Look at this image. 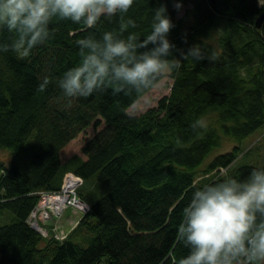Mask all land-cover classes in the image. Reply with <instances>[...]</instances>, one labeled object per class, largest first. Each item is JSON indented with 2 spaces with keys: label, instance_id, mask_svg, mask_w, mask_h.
Instances as JSON below:
<instances>
[{
  "label": "trees",
  "instance_id": "1",
  "mask_svg": "<svg viewBox=\"0 0 264 264\" xmlns=\"http://www.w3.org/2000/svg\"><path fill=\"white\" fill-rule=\"evenodd\" d=\"M177 1L192 5L191 23L176 18ZM161 4L175 25L170 42L182 51L198 44L206 58L180 59L169 73V95L139 116L128 110L163 74L147 90L107 89L71 101L58 88L57 81L80 62L77 41L93 34L83 25L54 19L51 38L29 57L13 50L0 54V150L12 153L10 163L0 161V264H179L187 255L176 238L182 209L196 187L210 182H196L199 169L225 140L233 144L231 151L213 157L203 174L229 172L255 147H242L254 134L264 142V21L259 30L254 26L264 4L136 0L95 35L132 19L137 27L129 31L144 38L152 9ZM15 39L3 34L5 43ZM44 77L50 83L40 90ZM197 119L207 121V130L192 127ZM30 138L33 155L22 172L17 157ZM253 168L259 167L243 165L228 176L242 179ZM65 175L81 179L77 196L89 212L64 240L43 238L27 219L37 193L58 192ZM98 184L106 194L94 191ZM80 234L86 248L71 237Z\"/></svg>",
  "mask_w": 264,
  "mask_h": 264
},
{
  "label": "clouds",
  "instance_id": "2",
  "mask_svg": "<svg viewBox=\"0 0 264 264\" xmlns=\"http://www.w3.org/2000/svg\"><path fill=\"white\" fill-rule=\"evenodd\" d=\"M135 2L0 0V54L13 50L22 58L29 57L51 38L54 19L92 30L93 34L77 41L82 51L79 64L57 81L69 101L107 89L113 94L147 90L162 74L179 68L180 59L206 58L198 44L182 51L170 42L169 33L175 25L165 4L152 9L150 31L144 38L129 31L137 27L132 19L97 38L95 32L104 21L122 18ZM258 2L264 4V0ZM174 7L179 10L181 5ZM5 32L15 34L14 44L4 42ZM49 83L44 77L40 90ZM192 127L207 130L208 123L197 119ZM225 175L223 180L196 187L183 207L176 238L187 255L179 264H264V167L253 168L242 179Z\"/></svg>",
  "mask_w": 264,
  "mask_h": 264
},
{
  "label": "rangeland",
  "instance_id": "3",
  "mask_svg": "<svg viewBox=\"0 0 264 264\" xmlns=\"http://www.w3.org/2000/svg\"><path fill=\"white\" fill-rule=\"evenodd\" d=\"M191 2V1H189ZM176 3H179L181 5V8L179 10H177V16L176 18H183L185 20V22L187 23H191V10H192V5L190 3H183V2H179L177 1ZM175 3V4H176ZM262 4H259V6H261ZM242 75H245V72L242 73ZM163 78L162 80L156 85L154 86L147 94H145L136 104H134L129 110H128V114L131 116H139L141 114H143L144 112H146L148 109L151 108H155L157 106V103L160 99H162L163 97H166L169 95V91H170V86L172 84V80L169 78V73H165L163 74ZM92 132L89 130L88 133L86 134L87 136L90 135ZM260 135L258 133L254 134L252 137L246 139L242 145V147H246L245 145L251 143V145L255 144V147L252 149V151L250 153H248L247 155H245L244 157H240L237 159V161L231 166V168L229 169V172H221V170L223 169H219L218 171L213 172L212 174L206 175L203 174V171L206 167V165L213 159V157H215L216 155L219 154H224L227 152H230L233 144L228 142L227 140H225L223 142V146L220 150L214 152L213 154H211L208 159L206 160V162L203 164V166L199 169L198 171V175L196 178V182L198 184L203 183L205 181H213L215 180L217 177L220 178H226L225 173H227V175L231 172H233L235 169H237L240 166L243 165H250V166H257V167H261L264 165V142L263 140H260ZM81 139H84L83 137L77 139V141L74 142L73 145L75 146V149L78 150L80 144H81ZM28 148L27 150L24 152H22V154H20L17 157V163L19 165V169L20 171H25L27 165L29 164V162L31 161L32 155H33V150L32 146H33V139L30 138L28 140ZM71 145V146H73ZM74 149V146H73ZM69 156V155H67ZM74 160H79L78 158L74 159ZM0 161H4V163H10L12 161V153L8 150H0ZM99 185V184H98ZM101 188H103L104 194H106L107 190L105 187L99 185ZM81 200V199H80ZM68 210V209H67ZM1 226V225H0ZM82 238L83 236L77 235V237H75V239L73 240L76 243H79L80 245H82V247H87L88 244L83 245L82 243ZM101 264H105V262L102 260Z\"/></svg>",
  "mask_w": 264,
  "mask_h": 264
},
{
  "label": "built area",
  "instance_id": "4",
  "mask_svg": "<svg viewBox=\"0 0 264 264\" xmlns=\"http://www.w3.org/2000/svg\"><path fill=\"white\" fill-rule=\"evenodd\" d=\"M225 172V170H221ZM82 181L78 177L65 175L58 192H38L39 201L35 209L30 213L27 223L31 229L41 237L47 238L48 231L42 224H53L67 209L77 211L81 216L89 212V207L77 196V189ZM66 235L56 234L54 239L62 241Z\"/></svg>",
  "mask_w": 264,
  "mask_h": 264
},
{
  "label": "crops",
  "instance_id": "5",
  "mask_svg": "<svg viewBox=\"0 0 264 264\" xmlns=\"http://www.w3.org/2000/svg\"><path fill=\"white\" fill-rule=\"evenodd\" d=\"M94 191L98 193V195H104V191L102 188H98V186H94ZM81 220V215L73 210L68 209L66 210L62 216L56 220L53 224L49 223L48 225H43V227L48 231L49 239L54 238L56 234L59 235H66L68 236L72 230L77 226L78 222ZM74 240L76 236H72ZM83 244H86V237L85 234L82 238Z\"/></svg>",
  "mask_w": 264,
  "mask_h": 264
},
{
  "label": "water",
  "instance_id": "6",
  "mask_svg": "<svg viewBox=\"0 0 264 264\" xmlns=\"http://www.w3.org/2000/svg\"><path fill=\"white\" fill-rule=\"evenodd\" d=\"M263 21H264V14L260 15L258 19L255 21L254 26L256 30H259L261 28Z\"/></svg>",
  "mask_w": 264,
  "mask_h": 264
}]
</instances>
